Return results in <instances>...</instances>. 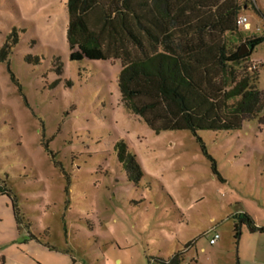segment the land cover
<instances>
[{
  "label": "rangeland",
  "instance_id": "rangeland-1",
  "mask_svg": "<svg viewBox=\"0 0 264 264\" xmlns=\"http://www.w3.org/2000/svg\"><path fill=\"white\" fill-rule=\"evenodd\" d=\"M66 1L0 0V264H159L176 252L186 264H264V232L238 220L264 226V122L197 130L213 170L188 130L154 131L124 109L118 60H70ZM239 15L248 29L218 34L232 49L264 32V0ZM228 65L264 91V42Z\"/></svg>",
  "mask_w": 264,
  "mask_h": 264
},
{
  "label": "trees",
  "instance_id": "trees-1",
  "mask_svg": "<svg viewBox=\"0 0 264 264\" xmlns=\"http://www.w3.org/2000/svg\"><path fill=\"white\" fill-rule=\"evenodd\" d=\"M240 1L67 0L69 58L118 60L117 86L124 109L154 131L188 130L214 170L197 130H231L255 116L264 122V91L255 84L258 74L232 75L228 65L246 60L264 42V32L244 40L249 50L242 55V44L232 49L218 37L237 38L236 17L251 0H242V5ZM116 147L129 179L137 181L142 170L135 155L121 141ZM7 192L0 186V194ZM13 214L20 228L14 203ZM238 220L264 232V226H256L246 213ZM157 262L181 264L182 253Z\"/></svg>",
  "mask_w": 264,
  "mask_h": 264
},
{
  "label": "built area",
  "instance_id": "built-area-1",
  "mask_svg": "<svg viewBox=\"0 0 264 264\" xmlns=\"http://www.w3.org/2000/svg\"><path fill=\"white\" fill-rule=\"evenodd\" d=\"M235 23H236V25H237L238 27H242V28H244V29H248V21H247V17L244 16V15H238V16L236 17ZM257 63L259 64V62H257ZM257 63L254 62L253 65H252V68L255 69ZM208 234H209V233H208ZM218 238H219L218 233H216V232L213 233V234L209 237V239H208L209 244H211V245H212V244H215V242H216V240H217ZM181 264H186V263H181Z\"/></svg>",
  "mask_w": 264,
  "mask_h": 264
},
{
  "label": "water",
  "instance_id": "water-1",
  "mask_svg": "<svg viewBox=\"0 0 264 264\" xmlns=\"http://www.w3.org/2000/svg\"><path fill=\"white\" fill-rule=\"evenodd\" d=\"M249 47L246 44H242L241 49L239 50L238 54L242 55L243 53L247 52Z\"/></svg>",
  "mask_w": 264,
  "mask_h": 264
},
{
  "label": "crops",
  "instance_id": "crops-1",
  "mask_svg": "<svg viewBox=\"0 0 264 264\" xmlns=\"http://www.w3.org/2000/svg\"><path fill=\"white\" fill-rule=\"evenodd\" d=\"M256 225V224H255ZM257 226V225H256ZM258 227H261V226H258Z\"/></svg>",
  "mask_w": 264,
  "mask_h": 264
}]
</instances>
